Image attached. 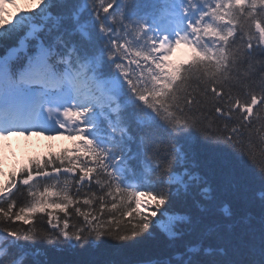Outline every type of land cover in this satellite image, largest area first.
Returning <instances> with one entry per match:
<instances>
[{
    "label": "snow or ice",
    "instance_id": "6c2138e0",
    "mask_svg": "<svg viewBox=\"0 0 264 264\" xmlns=\"http://www.w3.org/2000/svg\"><path fill=\"white\" fill-rule=\"evenodd\" d=\"M29 2L5 19L0 0V140L77 143L0 182V264H47L37 242L152 237L140 264H264V0ZM200 152L232 188L251 174L237 192L258 217L237 216Z\"/></svg>",
    "mask_w": 264,
    "mask_h": 264
},
{
    "label": "trees",
    "instance_id": "16d2710c",
    "mask_svg": "<svg viewBox=\"0 0 264 264\" xmlns=\"http://www.w3.org/2000/svg\"><path fill=\"white\" fill-rule=\"evenodd\" d=\"M32 6L33 5L29 1L20 0L16 3V6L10 7V9L6 11L4 18L8 19L10 15L14 16L17 11L23 12L25 9ZM53 11H55V9H53ZM4 54L5 49L0 48V56ZM64 140L62 146L65 143ZM51 147H56V145H53L52 141H48L44 146L38 149H40V152H42L43 149L51 151ZM20 156L21 167L29 160L38 159L34 155V152H32L31 147L26 144L20 149ZM199 164L200 170L208 173V179L211 181V184L214 187L219 186L221 190L225 191L227 199L230 200L231 206L234 208L237 216L248 213H251L254 217L259 216L260 209L258 205L250 207L237 192V189L243 186H247L250 190L256 187L250 173H242L238 170H234L231 174V179L237 187L232 188L230 185L226 184L228 176L221 170L218 164L208 158L206 153H199ZM13 169V167L8 169L5 175L14 172ZM224 202L225 201L222 200L217 205L218 212ZM108 243L111 245L114 242L109 241ZM36 248L43 253L39 259L42 261L46 260L47 264H140L141 261L159 255L162 251V244L158 238L152 237L144 239L136 244H131L129 242V246L125 247L119 245L116 247H92L90 245H84L76 249H68L60 246L54 248L49 244L37 242Z\"/></svg>",
    "mask_w": 264,
    "mask_h": 264
},
{
    "label": "rangeland",
    "instance_id": "374dc122",
    "mask_svg": "<svg viewBox=\"0 0 264 264\" xmlns=\"http://www.w3.org/2000/svg\"><path fill=\"white\" fill-rule=\"evenodd\" d=\"M186 52L185 49H180L175 53L172 57V61H185L186 59ZM22 136H15L16 142L13 144V140L9 141V138L5 140H0L2 143V147L4 148V154L7 157V160L9 163L17 156V150L16 147L18 145V142L22 139ZM43 136H29L27 139L31 143H39L40 140H42ZM15 156V157H14Z\"/></svg>",
    "mask_w": 264,
    "mask_h": 264
},
{
    "label": "bare ground",
    "instance_id": "6f19581e",
    "mask_svg": "<svg viewBox=\"0 0 264 264\" xmlns=\"http://www.w3.org/2000/svg\"><path fill=\"white\" fill-rule=\"evenodd\" d=\"M14 138H15L14 136H11V140H14Z\"/></svg>",
    "mask_w": 264,
    "mask_h": 264
}]
</instances>
